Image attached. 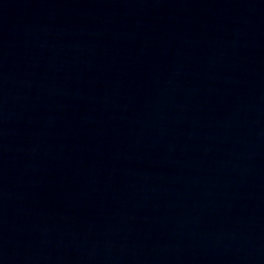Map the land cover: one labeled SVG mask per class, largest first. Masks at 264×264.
I'll list each match as a JSON object with an SVG mask.
<instances>
[{
	"label": "water",
	"instance_id": "water-1",
	"mask_svg": "<svg viewBox=\"0 0 264 264\" xmlns=\"http://www.w3.org/2000/svg\"><path fill=\"white\" fill-rule=\"evenodd\" d=\"M0 264H264V0H0Z\"/></svg>",
	"mask_w": 264,
	"mask_h": 264
}]
</instances>
